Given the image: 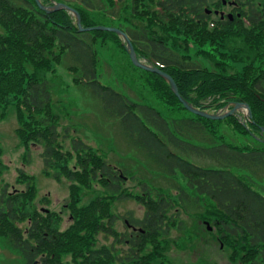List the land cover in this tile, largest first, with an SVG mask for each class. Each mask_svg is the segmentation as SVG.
Instances as JSON below:
<instances>
[{
    "label": "trees",
    "instance_id": "1",
    "mask_svg": "<svg viewBox=\"0 0 264 264\" xmlns=\"http://www.w3.org/2000/svg\"><path fill=\"white\" fill-rule=\"evenodd\" d=\"M40 1L46 8L62 3L76 9L84 28L126 20L129 25L119 29L132 41L138 59L169 74L190 105L217 113L227 106L247 104L252 118L243 124L237 114L222 120L194 115L166 79L144 71L151 88L169 109L191 114L190 118L175 115L167 119L159 110L129 100L99 79L95 42L109 41L124 48L121 36L80 33L73 13L41 10L35 0H0V117L4 116L1 108L13 97L22 144L41 146L45 175L71 183L73 218L62 232L52 211L45 214L36 207L34 178L20 172L17 182L25 188L14 192L5 188L0 194V237L27 264L39 259L40 264H61L65 255H70L74 264L115 263L112 248H98L96 242L100 234L114 235L117 217L104 200L114 199L112 193H120L124 180L105 162L101 151L82 140H73L72 151L64 149L59 142L52 89L48 80L40 77L69 58L68 70L75 75V82L92 93L107 115L120 121L150 162L167 176L181 175L190 190L182 187L175 198L167 194L153 197L150 192L147 199L138 197L146 212L142 219L130 222L142 230L130 239L131 250L119 257L118 263L171 264L167 258L170 240L164 238L176 222L170 224L168 213L177 205L185 211L186 201H192L205 210L198 216L200 221L211 220L221 244L233 250V262L264 264V0H106L108 10L93 0ZM210 10L212 14H208ZM221 13L227 15L222 18ZM191 48H198L201 53L196 56L201 57L190 54ZM205 58L210 59V66L201 62ZM222 127L253 137L257 145L241 147L226 142L219 135ZM197 135L211 141L200 145L192 139ZM191 157L213 165H197ZM95 183L102 185L106 194L82 206L81 190ZM119 243L127 246L123 239ZM148 247L151 250H146Z\"/></svg>",
    "mask_w": 264,
    "mask_h": 264
},
{
    "label": "rangeland",
    "instance_id": "2",
    "mask_svg": "<svg viewBox=\"0 0 264 264\" xmlns=\"http://www.w3.org/2000/svg\"><path fill=\"white\" fill-rule=\"evenodd\" d=\"M80 1L82 0H73V2ZM93 1L96 6L104 8V10L109 9L106 0ZM214 1L210 0V3ZM228 6H226L227 12L230 10ZM47 9L52 8L47 7ZM212 13L213 11L210 10V14ZM109 24L111 25L107 27L118 29L120 26L127 27L129 25L126 20ZM0 32H2L1 28ZM120 40L124 48L109 41L98 40L95 42L98 77L101 82L133 102L146 104L159 110L167 119L174 118L175 115L177 118H190L191 114L188 112L181 111L176 114L177 111L166 106L151 88L150 79L144 70L142 71L132 64L126 50L125 39L120 37ZM169 44H172V41ZM196 52L201 53L198 48H191L189 51L194 57H197ZM181 53H185V51ZM139 60L151 66L147 60ZM209 60L205 58L201 62L210 66ZM70 64L71 61L66 58L62 64L54 65L51 72H42L40 75L48 80L52 89L53 111L58 117V130L61 134L59 142L66 151H72L73 140L80 139L89 147L101 151L105 162L109 163L114 171L120 174L119 170H122L127 179H123L124 183L121 184L120 193L114 191L112 193L114 199L104 200V202L111 204V213L117 217L114 229L120 234L129 236L131 231L127 228L125 220H140L146 212L138 197L147 199L148 192H150L153 197L167 194L175 198L182 187H186L188 192L190 190L181 175L167 176L150 162L124 132L120 121L107 115L102 104L93 97L92 93L75 82V75L68 70ZM227 108L229 106L217 113H207L223 115ZM1 109L4 116L0 117V194L5 188L9 192L23 190L25 186L18 183L17 180L20 172L27 173L34 178L37 185L36 207L45 214L52 211L57 216L54 218L56 226L64 232L73 223L69 209L72 203L71 183L66 179L57 181L45 175L41 146L35 145L27 148L22 144L17 135L21 123L17 116L13 97H9L6 105ZM236 114L243 124L249 122L247 110L243 109ZM219 135H223L226 142L235 146L257 145L253 137L235 134L226 127L221 128ZM192 139L200 145L211 141L210 137H205V135H197ZM256 139L259 141L258 138ZM190 160L200 166L213 165L212 161L197 157H191ZM105 194V188L95 183L91 188L81 190V202H79L82 206L89 205L95 198ZM127 194H130V197ZM186 204L185 211L184 208L180 209L177 205L168 213V216L172 217L170 224L173 221L176 222L175 227L170 226V235L164 238L170 240L167 258L171 264H236L230 259L233 250H229L218 239L214 223L211 220L210 222L200 221L198 218L199 215L205 213V210L197 207L192 201H186ZM207 224L211 230H208ZM112 242V236L106 237L103 234L97 236L98 248L104 246L112 248ZM117 248L120 250L119 253L117 252L119 257L124 256L123 254L127 252L125 245H116ZM147 250L151 249L148 247ZM71 260L70 255L62 257L63 264H74ZM0 264H27L22 255L11 248L3 237H0Z\"/></svg>",
    "mask_w": 264,
    "mask_h": 264
},
{
    "label": "water",
    "instance_id": "3",
    "mask_svg": "<svg viewBox=\"0 0 264 264\" xmlns=\"http://www.w3.org/2000/svg\"><path fill=\"white\" fill-rule=\"evenodd\" d=\"M37 5L39 6V8L41 10H45V11H48V12H52V11H59V10H67L71 13H73L75 16H76V19H77V25H78V28H79V32L80 33H83V32H93V31H100V32H112V33H115L121 37H123L127 43V46H126V50L129 54V57L133 63V65L141 70H144L146 72H149V73H154V74H157L159 75L160 77L166 79L170 85H171V89L172 91L175 93V95L177 96V98L180 100V102L182 103V105L185 107V109L194 114V115H197L201 118H205V119H209V120H222V119H225L227 117H230V116H233L234 114L238 113L239 111H242L243 109L247 110V115L249 118H252V111L250 109V107L247 105V104H242V103H238V104H234L233 105V108L231 109H228L227 108V111L225 114L223 115H213V114H209L207 112H204V111H201V110H198L196 109L195 107H193L192 105H190L179 93V89H178V86L176 84V82L174 81V79L169 75L167 74L166 72L158 69V68H155V67H152V66H149V65H146L142 62H140V60L138 59L137 57V54H136V51H135V48H134V45L133 43L131 42L130 38L128 37V35L123 32L122 30L118 29V28H114V27H107V26H95V27H91V28H84L83 25H82V19H81V16L79 14V12L66 5V4H56L55 6L52 7V9H47L46 7H44L41 3L40 0H35ZM224 4L226 5V2H224ZM208 14H210V11H207ZM219 12H216V14H218ZM222 15V18H224V14L221 13ZM230 18L232 19V15H229ZM262 142L264 143V140H262ZM127 179V178H125ZM208 226V230H211V228L209 227V225L207 224Z\"/></svg>",
    "mask_w": 264,
    "mask_h": 264
},
{
    "label": "flooded vegetation",
    "instance_id": "4",
    "mask_svg": "<svg viewBox=\"0 0 264 264\" xmlns=\"http://www.w3.org/2000/svg\"><path fill=\"white\" fill-rule=\"evenodd\" d=\"M110 212H111V210H110ZM113 215L116 217L115 214H113ZM116 223H117V221L112 226V229H114ZM125 224H126L127 228L131 231V233L129 234V236H127L126 234H120L115 229L113 231L114 232V235H116V236H114V235L112 236V239H113V242H112L113 243V247H112V250H111L113 252V254H114V260H115V263L114 264H119L118 263V258H119V254L118 253L120 252V250L118 248L116 249V245H121V246L124 245V244H120L119 241H121V239L125 240V242L127 244V246L125 245L127 247V251L128 250H131V247L129 246L130 245L129 244L130 243V239L133 240V239H135V237H138L139 231L142 230L139 226H136V225L132 224L130 222V220H125ZM34 264H40V263L38 262V263H34ZM61 264H63V263H61Z\"/></svg>",
    "mask_w": 264,
    "mask_h": 264
}]
</instances>
